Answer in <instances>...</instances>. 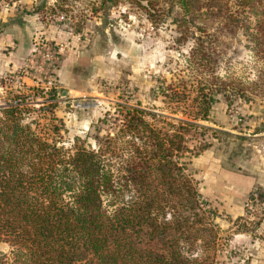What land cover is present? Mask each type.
Here are the masks:
<instances>
[{"label":"trees","instance_id":"trees-1","mask_svg":"<svg viewBox=\"0 0 264 264\" xmlns=\"http://www.w3.org/2000/svg\"><path fill=\"white\" fill-rule=\"evenodd\" d=\"M127 1L152 22L166 8L180 12L176 41L192 42L181 56L184 75H174L182 91L155 76L153 87L170 103L166 114L128 108L93 149L57 145L53 116L49 132H36L21 118L22 103L0 105V243L9 248L0 252V264L222 262L226 244L215 210L187 165L210 145L212 129L197 120L206 119L217 95L228 106L255 97L264 103V0ZM34 2L31 13H38L47 0ZM97 2L103 8L111 0ZM200 20L218 34H244V76L230 64L217 72L224 46L195 24Z\"/></svg>","mask_w":264,"mask_h":264},{"label":"rangeland","instance_id":"rangeland-1","mask_svg":"<svg viewBox=\"0 0 264 264\" xmlns=\"http://www.w3.org/2000/svg\"><path fill=\"white\" fill-rule=\"evenodd\" d=\"M34 3L0 4V105L22 103L21 118L36 132H49L48 119L55 117L58 134L51 136L67 150L75 143L96 148L97 140L116 131L128 108L166 114L169 102L153 79L164 77V86L170 82L181 92L174 75H184L181 56L192 44L176 41L177 8H166L152 22L127 0H111L103 8L97 0H47L31 13ZM195 24L222 41L217 72L230 64L244 76L242 65L249 64L244 34H218L209 22ZM263 104L255 97L228 106L217 95L206 119L197 120L213 133L206 131L210 145L187 170L215 210L226 244L221 264H264ZM8 249L0 243V252Z\"/></svg>","mask_w":264,"mask_h":264}]
</instances>
